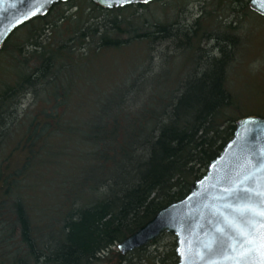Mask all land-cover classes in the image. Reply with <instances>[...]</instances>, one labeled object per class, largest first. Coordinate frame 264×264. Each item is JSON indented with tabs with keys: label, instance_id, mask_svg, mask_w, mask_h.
I'll list each match as a JSON object with an SVG mask.
<instances>
[{
	"label": "trees",
	"instance_id": "trees-1",
	"mask_svg": "<svg viewBox=\"0 0 264 264\" xmlns=\"http://www.w3.org/2000/svg\"><path fill=\"white\" fill-rule=\"evenodd\" d=\"M161 1L58 3L4 44L0 264H178L173 234L118 245L190 193L238 120L264 117V68L256 112L233 75L243 21L264 18L250 0H186L201 14L169 21Z\"/></svg>",
	"mask_w": 264,
	"mask_h": 264
},
{
	"label": "water",
	"instance_id": "water-1",
	"mask_svg": "<svg viewBox=\"0 0 264 264\" xmlns=\"http://www.w3.org/2000/svg\"><path fill=\"white\" fill-rule=\"evenodd\" d=\"M69 1L0 0V51L17 29ZM157 1L92 0L105 10ZM250 8L264 18V0H250ZM249 208L264 210V117L255 115L238 120L232 140L186 197L162 208L118 251L126 256L169 233L176 237L178 264H264V217ZM241 231L256 241L251 247L257 250L247 256H242L249 246Z\"/></svg>",
	"mask_w": 264,
	"mask_h": 264
},
{
	"label": "rangeland",
	"instance_id": "rangeland-1",
	"mask_svg": "<svg viewBox=\"0 0 264 264\" xmlns=\"http://www.w3.org/2000/svg\"><path fill=\"white\" fill-rule=\"evenodd\" d=\"M181 2L185 3L186 0L161 1V4L169 3L170 5L167 11L169 21L179 20L181 22H188L189 20H194L199 13L201 14L199 4L191 3L190 7L188 6L189 8L187 7L186 10L180 11L182 7L178 4H181ZM225 14L227 15L228 12ZM153 15L161 18L162 12L156 8ZM252 15L243 21L246 22L242 31L245 45L239 55L238 63L233 70L235 79L234 89L241 98H244L247 108L246 112H256L260 109L259 104L256 103V99L258 98L256 95L259 91L258 86L261 85L260 76H257V73H261L260 69L264 68V26L261 23L264 20L255 15L253 17ZM233 21L238 22L236 19H233ZM181 63L182 59L178 60L173 66L179 69Z\"/></svg>",
	"mask_w": 264,
	"mask_h": 264
},
{
	"label": "snow or ice",
	"instance_id": "snow-or-ice-1",
	"mask_svg": "<svg viewBox=\"0 0 264 264\" xmlns=\"http://www.w3.org/2000/svg\"><path fill=\"white\" fill-rule=\"evenodd\" d=\"M257 195H260V193H257ZM249 211L253 212L254 215H258L260 217H264V210H261V211L257 212L255 209L249 208ZM262 227H264V225H262ZM240 234L245 240H247V245L249 246L248 252L242 253V256H247V255H250L251 253H254L257 249L254 248V247H251V246L253 244H255L256 241H255V239H248V237L251 236L252 233L251 232L244 233L243 231H241ZM261 240H262V242L260 244V252H261V255L264 256V237H262Z\"/></svg>",
	"mask_w": 264,
	"mask_h": 264
}]
</instances>
